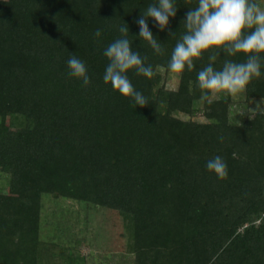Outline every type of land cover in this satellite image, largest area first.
Here are the masks:
<instances>
[{
	"label": "trees",
	"instance_id": "16d2710c",
	"mask_svg": "<svg viewBox=\"0 0 264 264\" xmlns=\"http://www.w3.org/2000/svg\"><path fill=\"white\" fill-rule=\"evenodd\" d=\"M154 2L0 0V264H87L80 251L57 257L58 244L41 239L45 196L128 224L131 264H264V78L244 92L245 104L263 102L261 113L239 125L230 122L231 96L200 101L196 72L207 55L168 89L167 63L197 0H176L163 32L148 18L164 55L135 23ZM125 24L155 72L150 80L128 73L144 107L103 81L102 52ZM72 55L87 65V88L67 76ZM216 155L226 180L205 167Z\"/></svg>",
	"mask_w": 264,
	"mask_h": 264
},
{
	"label": "clouds",
	"instance_id": "9594fccd",
	"mask_svg": "<svg viewBox=\"0 0 264 264\" xmlns=\"http://www.w3.org/2000/svg\"><path fill=\"white\" fill-rule=\"evenodd\" d=\"M177 8L176 0H155L135 21L139 28L138 37L147 42L154 55H164V49L163 43L151 32L148 18L163 32L170 18H175ZM181 23L185 32L172 50L167 70L178 77L185 72L191 73L197 62L207 55L208 63L196 72L195 86L201 92L202 103L215 94H242L253 80L264 78V8L256 0H197L196 6L189 8ZM118 31L120 38L102 52L108 61L103 81L136 107H144L148 100L134 88L128 73L132 71L150 80L155 72L152 65H146V58L133 49V42L128 39V26L120 27ZM174 34L169 32V36ZM102 35L101 28L93 33L97 40ZM225 54L227 57L242 54L245 59L244 62L221 60ZM67 69V76L78 80L82 87L87 88L92 83L87 65L77 56L72 55L67 60ZM223 139V136L218 137L221 143ZM205 167L218 180L228 178L227 163L219 155L209 159Z\"/></svg>",
	"mask_w": 264,
	"mask_h": 264
},
{
	"label": "rangeland",
	"instance_id": "374dc122",
	"mask_svg": "<svg viewBox=\"0 0 264 264\" xmlns=\"http://www.w3.org/2000/svg\"><path fill=\"white\" fill-rule=\"evenodd\" d=\"M264 8V5L261 6ZM166 80L170 90L177 87L178 76L171 74ZM175 84V85H174ZM227 97L223 94L212 95V100ZM233 107L230 122L233 125L243 123L248 115L261 113L263 102L252 100L245 104L244 92L231 96ZM180 118L185 119L181 116ZM198 121H202L200 118ZM52 198L44 197L45 208L42 215V240L58 244L60 258L78 251L86 258L87 264H131L126 248L132 243L130 226L122 221H116L110 211L88 207L83 204L71 205L69 201L58 199L57 206ZM57 207V209L55 208ZM55 212L54 216H50ZM72 241V243L70 241ZM81 243V246L79 245ZM126 255L127 260L124 259ZM128 255V256H127ZM129 260V261H128ZM65 264L64 261H61Z\"/></svg>",
	"mask_w": 264,
	"mask_h": 264
},
{
	"label": "crops",
	"instance_id": "0c3cea01",
	"mask_svg": "<svg viewBox=\"0 0 264 264\" xmlns=\"http://www.w3.org/2000/svg\"><path fill=\"white\" fill-rule=\"evenodd\" d=\"M84 257V256H83ZM85 258V257H84ZM86 259V258H85Z\"/></svg>",
	"mask_w": 264,
	"mask_h": 264
}]
</instances>
